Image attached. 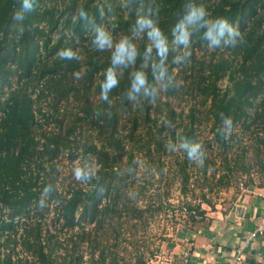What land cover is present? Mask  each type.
<instances>
[{
    "label": "trees",
    "instance_id": "1",
    "mask_svg": "<svg viewBox=\"0 0 264 264\" xmlns=\"http://www.w3.org/2000/svg\"><path fill=\"white\" fill-rule=\"evenodd\" d=\"M126 2L37 0L20 22L12 19L17 0H0V264H127L113 248L120 235L115 224L144 213L137 206L141 188H133L136 156L141 153L162 176L160 159L177 132L202 144L205 159L197 172L205 181L216 157L230 166L227 151L239 138L217 135L221 113L231 118L232 131L261 128L256 150H264V0H196L210 17L238 27L244 43L209 49L194 36L186 63L173 64L176 52L169 53L168 71L177 86L154 101L134 104L125 92L131 71L141 64L138 58L118 71L119 84L106 103L99 84L111 53L92 47L91 28L78 19V9L118 40L132 35L138 11L151 6L171 41L187 0H133L125 7ZM134 42L141 54L149 43L146 36ZM69 47L79 60L57 57ZM149 79L154 82L150 74ZM206 125L211 136L203 139L200 129ZM89 154L95 157L98 179L85 184L74 178L73 167L66 175L60 170V157L73 163ZM191 165L186 153L177 151V181L185 197L179 208L194 219L204 211L186 198ZM48 183L56 190L40 209V193ZM201 193V203L208 204ZM85 225L93 227L86 230Z\"/></svg>",
    "mask_w": 264,
    "mask_h": 264
},
{
    "label": "rangeland",
    "instance_id": "2",
    "mask_svg": "<svg viewBox=\"0 0 264 264\" xmlns=\"http://www.w3.org/2000/svg\"><path fill=\"white\" fill-rule=\"evenodd\" d=\"M209 128L208 125L201 127V138H210ZM239 128L232 131L239 138L231 140L232 148L227 151L228 168L216 157L215 167L208 171L205 181L197 172L199 165L192 162V186L186 198L200 206L204 211L202 217L190 219L179 208L185 197L179 192L177 181V152L162 155V176L141 153L136 156L133 188H141L137 193V206L144 213L140 219L124 217L114 223L120 235L113 249L127 264H224L221 256L227 257L225 251L239 237L234 234L241 228V213L249 209L253 214L258 211L256 217L250 213L253 221L248 224L252 225L264 217V200L260 197L264 190V150H256L257 136H262L263 131L252 127L242 133ZM60 159V170L66 175L73 163L83 158L78 156L73 163L64 156ZM236 161L238 164L234 167ZM201 192L206 194L208 204L201 203ZM49 218L51 214L44 222ZM85 227L89 230L93 226ZM84 259H88L86 251Z\"/></svg>",
    "mask_w": 264,
    "mask_h": 264
},
{
    "label": "clouds",
    "instance_id": "3",
    "mask_svg": "<svg viewBox=\"0 0 264 264\" xmlns=\"http://www.w3.org/2000/svg\"><path fill=\"white\" fill-rule=\"evenodd\" d=\"M133 0H127L125 7L130 6ZM18 7L14 11L12 19L22 22L25 15L35 10L37 0H17ZM112 9L109 8V12ZM156 11L149 6L146 10H139L132 35H122L118 40L114 39L109 29L100 23L91 22L87 11L84 8L78 9V19L90 26L92 47L99 52L109 51L110 65L103 71V80L100 81V99L106 103H111L109 94L118 84V71L121 68L134 66L139 58L141 64L139 68L130 73V86L125 92L126 99L134 104H139L141 100L154 101L159 93L171 87H176L174 76L168 71V57L170 51L176 52L173 56V64H184L190 56V46L192 38L199 36L207 43L209 49L235 48L244 43V37L238 27L229 23L223 17H210V14L202 4L196 0H187L183 13L178 17L171 29V41L159 26L156 18ZM103 15V11L101 13ZM146 36L148 44L141 54L134 40ZM183 48L184 51L179 50ZM60 60H79L80 56L72 48H61L57 52ZM151 75L152 81L149 79ZM76 79L81 77L80 72L73 74ZM221 126L216 129L217 135L227 140L232 133V120L225 114H220ZM165 126L169 122L165 121ZM169 152L182 151L187 158L202 165L205 159L203 146L198 141L189 139L187 136L176 134L175 142L169 140L166 144ZM98 166L95 157L89 154L86 158L73 163L72 173L74 178L81 183H90L98 179ZM55 185L48 183L40 193L38 206L44 209L47 206L49 197L55 191ZM102 194V189H100Z\"/></svg>",
    "mask_w": 264,
    "mask_h": 264
},
{
    "label": "built area",
    "instance_id": "4",
    "mask_svg": "<svg viewBox=\"0 0 264 264\" xmlns=\"http://www.w3.org/2000/svg\"><path fill=\"white\" fill-rule=\"evenodd\" d=\"M262 200H264V190L260 194ZM243 213H241L240 218ZM259 219V218H258ZM238 240L235 242L230 252V257L227 264H242L245 259V252L249 245L254 244L257 240H264V217L260 218L258 223L250 231L239 232Z\"/></svg>",
    "mask_w": 264,
    "mask_h": 264
},
{
    "label": "crops",
    "instance_id": "5",
    "mask_svg": "<svg viewBox=\"0 0 264 264\" xmlns=\"http://www.w3.org/2000/svg\"><path fill=\"white\" fill-rule=\"evenodd\" d=\"M249 210H245L243 212V215L240 218V220L243 221V222H240L239 225H241L240 226L241 228L239 229L237 234L236 233L234 234L235 237H237V235H239L241 237V234L239 233L240 231H243V232L250 231L258 223L257 222L255 224V222H253V225L252 224H248V222H252L253 221V218L251 217L250 213L252 215H254V217H256V215L258 214L257 213L258 211H256V210H255L254 214H253L252 210L249 213ZM246 216L248 218H245ZM234 244H235V241L233 242V244L228 249V251H227L228 255L226 254L227 257L224 258L223 256H221L224 259L223 260L224 264H227V262L229 260V257H230V252H231L232 247L234 246ZM242 264H264V240H257L254 244L248 246V248H247V250L245 252V259H244V262Z\"/></svg>",
    "mask_w": 264,
    "mask_h": 264
}]
</instances>
